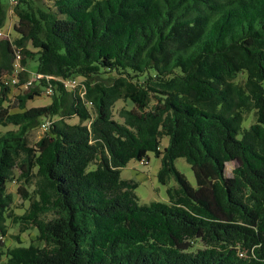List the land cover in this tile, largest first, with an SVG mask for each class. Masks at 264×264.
<instances>
[{
	"label": "trees",
	"instance_id": "16d2710c",
	"mask_svg": "<svg viewBox=\"0 0 264 264\" xmlns=\"http://www.w3.org/2000/svg\"><path fill=\"white\" fill-rule=\"evenodd\" d=\"M11 10L0 126L16 128L0 134V264H264V0H0V29ZM18 52V87L42 76L11 112ZM48 88L49 104L28 107ZM119 100L129 104L116 117ZM150 153L169 186L144 203L121 168ZM9 221L36 237L8 245Z\"/></svg>",
	"mask_w": 264,
	"mask_h": 264
},
{
	"label": "rangeland",
	"instance_id": "374dc122",
	"mask_svg": "<svg viewBox=\"0 0 264 264\" xmlns=\"http://www.w3.org/2000/svg\"><path fill=\"white\" fill-rule=\"evenodd\" d=\"M8 1V0H6ZM17 21V16L11 10L10 19L6 25L5 30L10 32L12 36L15 37L16 33L14 32L13 26ZM37 62L32 61L30 66L33 70L36 69ZM24 88L14 87L13 92L11 94L10 102L8 103L10 111L19 110L16 106V96L22 92ZM51 102V98L46 93H43L41 96L36 97L34 100L28 102V107L30 106H40L46 105ZM129 104L126 101L119 100L115 105V115L118 117L119 109L124 105ZM256 120V114L251 112L247 115V119L245 121V126H250L252 122ZM72 122H77L78 118L75 117L71 119ZM16 126L8 125L6 127L0 126V134L9 129H14ZM44 134V129L42 127H37L31 131L30 140L32 143L36 142L42 135ZM169 138L164 137L162 141V147L168 144ZM175 164L177 168L182 171L188 180L196 185L195 175L192 169V166L186 158L179 157L176 159ZM238 165L237 161H228L227 162V174L232 175L234 168ZM161 166L160 158L156 157L153 153L149 155V162L147 164H142L141 160L132 159L126 166L121 168V177L124 179L133 180L138 183V187L136 188V193L138 194L140 201L144 203H150L154 200L164 201L167 198V187L169 185H164L159 182L157 173ZM95 166L91 164L89 168H94ZM176 182L173 179L170 185H175ZM20 183L17 181H12L8 184L9 191L14 195V203L13 208L17 213H23L25 209L29 206V200H26L23 196V193L19 190ZM27 190L32 192L33 187H28ZM9 224V233L4 237L5 242L13 246L18 244V240L16 237H19V240L23 242V244H29L32 239L36 237L37 230L35 228H30L26 232H21L20 227L12 222H8Z\"/></svg>",
	"mask_w": 264,
	"mask_h": 264
},
{
	"label": "built area",
	"instance_id": "2783aa9c",
	"mask_svg": "<svg viewBox=\"0 0 264 264\" xmlns=\"http://www.w3.org/2000/svg\"><path fill=\"white\" fill-rule=\"evenodd\" d=\"M9 34V32H7L5 29H0V37H4L7 36ZM21 55L18 52L17 53V62L15 63V70L14 73L9 77V80H7V83H12V84H16V86L18 87L17 83L19 82V76H18V72L21 69V65L19 63V59H20ZM41 74L38 73H33L32 77L25 82L23 85H21L19 88H27L29 85H31L33 83V80L36 78L41 77ZM65 85L69 88H72L74 86H76V84H78L79 79L78 78H74V79H66L65 81ZM47 95L52 93V89L48 88L47 91L45 92ZM50 121H45L42 126L44 129L47 128V126L49 125ZM149 162V158H144L143 160H141L142 164H147Z\"/></svg>",
	"mask_w": 264,
	"mask_h": 264
},
{
	"label": "crops",
	"instance_id": "0c3cea01",
	"mask_svg": "<svg viewBox=\"0 0 264 264\" xmlns=\"http://www.w3.org/2000/svg\"><path fill=\"white\" fill-rule=\"evenodd\" d=\"M33 70V69H32ZM35 70V69H34Z\"/></svg>",
	"mask_w": 264,
	"mask_h": 264
}]
</instances>
